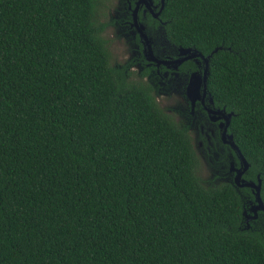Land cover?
I'll return each mask as SVG.
<instances>
[{
    "label": "trees",
    "instance_id": "trees-1",
    "mask_svg": "<svg viewBox=\"0 0 264 264\" xmlns=\"http://www.w3.org/2000/svg\"><path fill=\"white\" fill-rule=\"evenodd\" d=\"M106 2L0 0V264H264L255 193L204 180L153 85L111 63ZM163 16L177 47H222L209 93L264 201V0Z\"/></svg>",
    "mask_w": 264,
    "mask_h": 264
},
{
    "label": "flooded vegetation",
    "instance_id": "flooded-vegetation-1",
    "mask_svg": "<svg viewBox=\"0 0 264 264\" xmlns=\"http://www.w3.org/2000/svg\"><path fill=\"white\" fill-rule=\"evenodd\" d=\"M109 1L107 0V3ZM166 1L122 0L118 14L112 17L111 24H114L119 30L121 29L122 32L119 31L118 34L128 38L133 50L131 57L126 62L117 63L115 66L123 69L124 74L130 80L138 78L139 81L152 84L157 101L159 94L185 88L181 91L179 98L183 103L180 107H185L182 115L186 119V123L180 124V126L187 129L195 152H198L199 155L201 152L203 158L208 159L212 167H218L217 175H220V179L223 178L222 180L234 183L238 187L251 188L255 193L252 187L239 186L235 183L238 168L242 166V163L239 153L231 144L230 125L226 128L225 117L227 113L231 112L227 111L225 107L216 105L214 100L211 101L213 97L209 93L208 87L204 95V84L196 100L195 96L190 97L188 93L193 73L198 72L203 77L207 64L210 67L211 58L206 61L204 57L194 56L175 67L174 61L184 56L180 55L179 47L172 43L167 36V21L163 16ZM105 24L107 25V23ZM104 37L107 38L105 35ZM108 41L110 44L111 40L108 39ZM154 54L157 57L154 58ZM209 55L204 56L208 57ZM189 64L196 68L194 70L184 69ZM222 109L225 111L221 112ZM176 122L178 123L177 120ZM192 131L198 148L193 140ZM226 167L228 168L226 169ZM246 173L247 171L242 175L244 179L255 181L246 178ZM255 203L256 201L249 200L250 209Z\"/></svg>",
    "mask_w": 264,
    "mask_h": 264
},
{
    "label": "rangeland",
    "instance_id": "rangeland-1",
    "mask_svg": "<svg viewBox=\"0 0 264 264\" xmlns=\"http://www.w3.org/2000/svg\"><path fill=\"white\" fill-rule=\"evenodd\" d=\"M121 3L122 0H110L108 3L106 2L105 6L102 8V10H100L99 14L100 20L104 23H107L104 35L109 40H111L109 48L111 51V63L113 65H116L117 63L126 62V60L131 57L133 50V48H131L132 44H130L128 38H126L122 34H118L121 29L119 30L118 27H115L114 24H111V19L113 16H116L118 14V10L121 7ZM135 80H138V78H135ZM184 89L182 87V89L179 91L177 90L171 93H162L158 96V101L161 107L178 121L177 123L176 120H174L179 126L180 124L184 125L186 123V119H184L182 115V112L184 111L185 107H180L181 105H183V103L179 98L181 97V91ZM192 133L193 131L191 132V134ZM193 140L197 147L196 141L194 139V133ZM196 154L198 157V172L203 177V179L206 181H212L213 179H215V175L218 174V167H212L208 159L203 158L201 152L200 155L198 152Z\"/></svg>",
    "mask_w": 264,
    "mask_h": 264
},
{
    "label": "water",
    "instance_id": "water-1",
    "mask_svg": "<svg viewBox=\"0 0 264 264\" xmlns=\"http://www.w3.org/2000/svg\"><path fill=\"white\" fill-rule=\"evenodd\" d=\"M219 48H222V47H217L215 48L208 57H205L201 52H199L197 49H194V48H191V47H179V53L180 55L184 56L183 58H179V59H176L174 61L175 64V67L178 66V64H180L181 62H183L184 60L188 59V58H191V57H194V56H201V57H204L206 58V61H208L211 56L217 52L219 50ZM157 57L155 54H154V58ZM209 65L207 64V67H206V70L204 72V75L203 77L200 76V73L198 72H195L193 73L192 77H191V83L188 87V93H189V96L190 97H193L195 96V100L196 98L200 95V92H201V87L202 85L204 84V88H203V92H204V95L205 93L207 92V81H208V75H209ZM211 101L213 102V98H211ZM221 112H224L225 109H222L220 110ZM233 112L231 113H227L226 114V128L230 125L231 123V118L233 116ZM230 138H231V144L233 145V147L237 150V152L239 153V157L241 159V163H242V166L240 168H238V172H237V175H236V178H235V183L239 186H250L254 189L255 191V198H256V203L255 205L251 208V211H252V214L251 215H248L246 213V211H244V214H247V218L248 219H252V218H256L258 216V211H263L264 212V201L262 200L261 198V186H262V181L261 179L259 178L258 179V183L255 182V181H247L246 179H244L242 177V175L248 170L249 166H250V163L248 162L247 158L243 155V153L241 152L240 148L237 146V144L235 143L234 141V136L231 134L230 135Z\"/></svg>",
    "mask_w": 264,
    "mask_h": 264
}]
</instances>
